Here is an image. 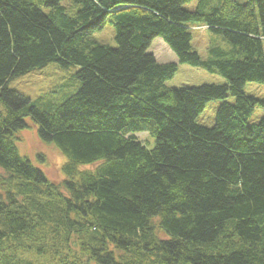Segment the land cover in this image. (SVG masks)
<instances>
[{"label": "trees", "instance_id": "16d2710c", "mask_svg": "<svg viewBox=\"0 0 264 264\" xmlns=\"http://www.w3.org/2000/svg\"><path fill=\"white\" fill-rule=\"evenodd\" d=\"M61 1L0 0V264L14 243L60 254L55 264H264V116L248 123L264 99L243 92L264 84V0L208 12L185 10L190 0ZM107 21L114 48L89 39ZM188 24L232 49L202 61ZM157 37L227 84L168 88L177 64L148 52ZM50 62L78 66L80 82L52 111L7 87ZM213 100L214 126L197 124ZM25 117L65 158L60 181L19 154ZM146 131L152 148L136 136Z\"/></svg>", "mask_w": 264, "mask_h": 264}, {"label": "rangeland", "instance_id": "374dc122", "mask_svg": "<svg viewBox=\"0 0 264 264\" xmlns=\"http://www.w3.org/2000/svg\"><path fill=\"white\" fill-rule=\"evenodd\" d=\"M222 0H190L183 5L188 11L199 9L204 12L210 11L218 6ZM61 5L68 7V11H75L77 6L70 7V0H62ZM188 30L191 34V49L198 53L202 61L216 59L212 51L220 49L228 52L232 49L231 44L225 40L222 34L216 33L206 26L198 24H188ZM115 30L109 21L104 27L93 32L89 39L94 43L116 47ZM156 60L160 63H176L177 71L175 75L165 81L168 88H186L201 85H225L227 80L218 73L209 72L202 67H195L188 64L178 63L173 52L169 50L167 45L159 37L155 38L149 49ZM78 66H70L69 68H60L57 63L50 62L40 69H34L23 75L17 76L8 81L7 87L17 91L23 96L32 100L38 109L42 111H52L56 106L61 104L68 97L77 92L80 82L75 77ZM243 92L257 100L264 99V84L255 82H247L243 87ZM233 103L234 98L228 96L225 100ZM223 103L222 100H213L207 103L203 111L196 118V123L205 127H213L215 124V116L218 108ZM264 116V110L259 104H256L249 124H256ZM27 128L17 133L16 145L21 156H25L37 168L42 170L48 179L58 182L63 179L61 166L65 162V158L61 156L57 148L50 143L44 142L39 138L38 126L30 118L25 117ZM149 125L155 124L152 120H148ZM137 138L145 143L148 148L154 146V136L149 131L136 134ZM17 240L9 238V243ZM13 249L6 250L5 257H8L6 264H15L18 260L32 262L33 264H55L56 257L60 254L52 253L50 250L39 254L36 247L26 249L22 246L13 244Z\"/></svg>", "mask_w": 264, "mask_h": 264}]
</instances>
